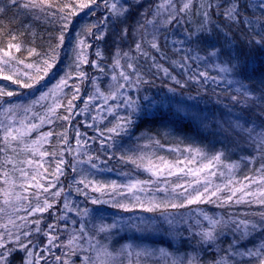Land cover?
Instances as JSON below:
<instances>
[{"label":"trees","instance_id":"obj_1","mask_svg":"<svg viewBox=\"0 0 264 264\" xmlns=\"http://www.w3.org/2000/svg\"><path fill=\"white\" fill-rule=\"evenodd\" d=\"M27 2L28 0H19L17 5L11 6L8 0H0V8L4 9L0 13V47L6 46L12 35L16 36L17 39L12 42L20 43L21 50L13 54L17 60H22L24 65H16L18 70H20L19 74H16L17 76L11 73L10 68L6 69V73L13 76L14 80L18 79L23 84H32L33 86L25 88L22 87V84L13 83L11 80H5L4 83L0 80V89L7 84L11 88L7 86L5 90L14 93L12 96L5 95L3 97L4 102H0V107L12 104V98L24 99V95L30 94L28 90L39 88L38 83L43 82L46 78H50L53 82L65 72L73 71L72 65L78 58L75 46L77 39H89L90 35L87 34L88 27H91L92 34L97 29V26H100L97 18L107 16V21H104L105 23L102 24V27L98 28L103 33L101 45L107 60L112 62L116 58L118 48L121 56L123 52L128 50L131 56L138 57L136 60L129 62L135 64L137 71L147 81V83L141 84L143 91L140 94L154 97L157 100L162 97L171 98L172 100L171 104L158 105L149 114L143 113L146 112L143 109L140 114L133 115L134 124L128 132L130 142L128 144L129 156L126 158L134 164L133 160L140 152V149L136 148V144L137 146H144L145 143L151 144L153 148L158 146L165 150V155L162 156L170 162H174L175 158H184L187 153L197 154L195 153L197 152L196 150H199V153L202 154V161L207 162L209 157H211L214 162L213 157L222 153L219 162H222L224 166L235 167L236 177L234 180H229L235 184L233 186L243 187L246 192L251 193H256L257 190L264 191V145H258L250 141L246 136L238 134L227 123L229 119L234 120L237 116L260 123L259 114L264 113V101L259 99L264 96V47L256 43H249L253 38L260 39V36L256 35L260 31V26L250 29L245 27L243 22L238 25L227 24L222 16H214L216 23L220 25L223 31L213 26L210 32H204L192 39H188L187 34L193 33L199 27L202 19L199 15L194 14L193 10L186 16L182 14L183 19H181L180 23L173 22L167 27L160 28V52L145 45L146 50L149 52V58L146 59L134 51L136 39L140 35L139 32L134 35V30L137 28V22L142 20L141 13H147L148 19H152L155 5L159 3V0H123L129 10L124 17L118 20L113 19L109 15L103 0H96L95 3L84 9H80L78 4L87 2V0H47V2L35 0V7L23 8L22 5ZM175 2L177 8H179L182 0H175ZM65 5H71V8H67ZM241 6L246 9L244 0H242ZM72 8L75 9L76 15H73L71 22L68 23L63 17L67 16ZM248 15L251 16L252 12H248ZM166 16L167 13H163L161 19ZM65 24H67V28H65ZM125 28L128 30L126 36L123 34ZM148 29L151 31V26H148ZM78 32L80 33L79 35ZM225 32L228 33V36H225ZM61 34L64 36L63 43L59 39ZM181 40L184 41L183 45L173 43ZM119 44L121 45L119 46ZM30 50H32L31 54H29ZM215 50H219L218 55L214 57L217 58L220 66L235 65L232 76L235 81L239 80L248 85L249 89L255 94L257 101L254 105H241L233 101L232 97L237 96V85L234 83L229 84L228 79H223L216 73L211 74L210 71L204 70L207 67L205 65L209 64L208 57H211L210 53ZM202 56L207 57V60H193L194 57ZM53 57H55V60H53ZM151 57H155V62ZM188 58L191 60V68L187 65ZM45 60L52 64L46 75L43 71H37V68L44 69L46 67L44 64ZM177 60L178 63L181 62L184 65L183 68L189 69L191 73V79H189L193 81L192 83L186 82L187 85L185 86L183 79H178L184 85L183 87L172 82L171 77H165L162 69L156 67V64H159L163 68L168 69V72H173V62ZM29 64L33 65V67L25 68ZM21 72L30 74V80L27 81V78H21ZM201 72L208 75V81L203 78L199 81L196 79L200 77ZM173 73L175 74V72ZM38 76H42L44 79L37 80ZM169 88H174L176 90L175 93L169 92ZM72 98L70 94L66 96L64 107L59 110L57 118H54L51 124L50 131L53 133V140L48 149L50 155H55L61 145L63 149H66L68 144H71V146L75 145L74 142L76 141L73 138L74 125L80 123V116L76 112L72 113V115L67 112L69 101H72ZM78 100L75 99L74 104ZM180 101H184L183 107L186 109L184 113L177 112L176 106ZM83 106L84 100L82 99L78 110L82 109ZM187 111H197L205 116L206 119L203 123L191 121L185 115ZM63 117H68V119H63ZM241 122L243 123V120ZM219 123H221L220 126ZM8 126V124H5L0 129L1 212L5 209L3 201L7 197L5 193L11 195V191L15 193L18 189L13 183L18 177L14 176L16 173L20 176V173L26 169L24 159L27 158L21 141L9 138L5 140ZM103 135L107 136L105 132H103ZM111 141L113 142V137L105 143H111ZM143 152L144 155L152 154L150 151L146 152L143 150ZM120 154L124 157L122 152ZM153 154L155 155L156 152H153ZM51 157L53 156L51 155ZM105 164L103 169L109 168L110 165L112 169L118 167V169H125L129 174L135 173L133 168L121 161L108 158ZM5 173H7V176L4 175ZM137 174L139 176L143 175L141 171H137ZM99 181L103 184L108 182L103 180L102 176ZM13 186L17 188L14 189ZM63 186H65V183H63ZM66 188L64 187L65 190ZM73 188H70V190L72 191ZM229 189L225 192L223 198L201 206L204 211L210 212L213 210L224 221L259 219V214L264 212V205L257 202L260 196H247L243 202L237 203L236 201L242 195L236 193L240 195L236 197L235 194L230 193L236 189ZM73 196L81 199V195L77 193ZM229 197H231L230 200L228 199ZM82 200V203H88L89 201L88 199V201ZM39 203L36 200L30 201L31 208ZM88 205L91 204H87L86 207ZM41 206L44 207L42 203ZM58 208L59 206H55L52 210H45L43 212L44 215H37L34 219H31L30 226L21 229L20 233H17L16 243L6 246L7 249H16L14 245L18 246V248L20 245H27L26 248L21 250V256L17 252H12L10 255L12 264L18 261L23 263L24 257L27 256L33 245L36 246V258H34L36 264H56V256L60 257L66 250L60 246L66 235V230L64 231L63 222L61 223L59 220L60 213ZM98 210H101L106 217L113 216L108 207L101 205ZM52 223H55V225ZM34 225L36 226L34 227ZM50 227L53 230L52 236L54 239L57 238V246L54 247L55 253H49L48 251L51 249L41 250L39 247L40 244H43L42 236ZM27 228H29V231L26 230L24 232ZM65 228L68 229V225ZM217 232L219 233L217 239L211 244L202 243L198 235H192L188 232L183 233L176 244L168 236H161L160 238L143 237L141 242L145 241L154 247L165 248L177 258L186 260L195 257L194 264H232L228 257V252L230 250L233 251V249H229V245L234 243L238 235L234 232V225H223L217 229ZM109 237L111 236L101 235L98 239L105 244L108 242ZM125 239L126 236L121 238L112 237L109 245L116 250ZM262 240H264V233H258L254 237L240 241L238 246L241 249L252 248L253 245L257 247L264 246L261 243ZM135 241L138 242L137 240ZM236 260L239 261V257ZM249 261H251V264H256V258L249 257H245L243 261H240V264H249ZM59 262V264H65L63 259H60ZM147 262L149 264H158L154 260H147Z\"/></svg>","mask_w":264,"mask_h":264},{"label":"rangeland","instance_id":"obj_2","mask_svg":"<svg viewBox=\"0 0 264 264\" xmlns=\"http://www.w3.org/2000/svg\"><path fill=\"white\" fill-rule=\"evenodd\" d=\"M105 17L107 16L97 18L100 26H97V29L94 31L95 33L92 32L89 39L85 38V43L90 45L83 49L87 63H82L81 59L77 58L72 65L73 71H69V73L65 72L59 79L53 80V82L50 78H46L43 82L38 83L39 88L28 90L30 94L27 93V95H24V99L18 100L12 98V104L0 107V129L5 124L9 125L7 131L11 129L12 134L17 137L16 140L22 142L23 149L28 158L24 159L26 169L20 173V176L17 173L14 176L18 177L13 182L18 187L17 191L15 193L9 191L11 195L7 194V197L3 200L5 209L2 212L0 211V244L5 245V248L12 243H16L15 241L18 238L17 233H20L21 229L30 226L31 219H34L37 215L40 216L45 210H52L55 206H59V220L61 223L63 222L64 231L66 230V235L60 245L66 249L63 255L60 256V259H63L65 264H84L85 256L89 257V264H101V260L105 258L100 257L97 259V253L104 248H107L108 251L115 255V260L112 261V264H121V261H123V264H128L130 258L122 254V249L125 246L131 243L140 245L141 247L157 248L148 242L141 241L143 237L160 238L161 236L142 235L134 231H118L115 229L111 232H102L99 231L101 225H110L116 220L128 217L159 218V210L156 212H146L139 206L141 203L145 207L149 206L150 202L184 203L186 206L183 208H169L167 210L168 212L179 214L182 217L176 234L168 236L176 244L183 233L188 232L192 235H198V233L208 227L207 221L203 219L205 214L215 219L223 220L217 212L213 210L206 212L201 206L210 204L213 200L223 198L225 192L230 190L229 188L236 189L230 192L232 194L235 193L236 197L240 196L236 193L244 196L246 192L245 188L233 186L235 184L229 181L231 179L234 180L236 177L234 166H224L222 162L217 160L213 162L211 157H209L207 162L202 161L203 156L201 153H187L184 158H175L174 162H170L162 156L165 155V150L158 146L157 148H153L151 144L145 143L144 146H137L136 144V148H139L143 155L139 152L137 154L138 156L133 160L135 161L134 164L126 158L129 156L128 144L130 142L128 133H121L117 136L115 133H109L107 129L120 123L121 117L129 116L130 110L124 104L125 96H131L133 99H137L138 96L142 98L143 96L140 92L143 91V88L141 85L139 86V91L135 88H129L123 78L119 76L121 71H125L130 75L132 74V70L125 67L129 63L127 57L121 56L120 58L122 68L112 67L115 59L112 62L107 60L104 54L105 52L102 50V41L96 38L97 35L101 34L98 28H101L102 24L105 23ZM79 40L78 38L75 44L78 57L81 54ZM97 51L100 52L99 56L96 54ZM201 58V60H207L205 56ZM211 58H214V60L212 61ZM208 59L209 64L205 65L207 67L204 70L210 71L211 74L216 73L223 79L235 81L232 72L224 73L220 71L218 67L220 63L217 61V58L211 56ZM193 60L197 59L194 57ZM176 62L173 64V72L176 75L170 71V75H165V77L174 75L177 80L183 79L185 86L187 85L186 82L192 83L189 69H182L179 66L182 63H178V60ZM16 65L24 64H18L16 61H13L10 65L0 64V68L3 69V72L0 73V80L3 83L5 82L3 76L7 75L6 69L10 68L14 76L19 74L20 70H18ZM187 65L189 67L191 66V60L189 58ZM25 68L28 67L25 66ZM80 73H84V75L81 76ZM20 75L21 78H27V81L31 78L30 74L23 72ZM114 75L116 76L115 81L112 79ZM201 78L208 81L207 74L206 77L200 75L196 79L199 81ZM62 79L66 81V84L56 88V85ZM172 82L174 81L172 80ZM119 84H125L126 86L117 92ZM7 86L11 88V86L6 84L1 89L5 90ZM113 93L116 95L115 99L112 98ZM45 94H47L46 98L40 99ZM68 94L73 98L71 101V110H69L68 104L67 112L69 115L76 112L80 116V123L74 125L73 138L76 142H74V146H71V144L66 145V147L68 146L66 149H63L61 145L57 153L55 155L51 154L53 156L51 157L48 149L53 140V135L47 137V142H44L42 137L44 134L51 132V124L54 118H57L59 110L64 107V99ZM3 97H0V102L2 103L4 102ZM75 99L79 100L74 104ZM82 99L84 100V106L78 110L80 100ZM141 103L146 102L141 100ZM76 104L78 105L77 107ZM157 106L145 107L143 109L146 112L143 113L149 114ZM53 108L55 109V114L50 111ZM184 111H180V113H184ZM177 112L179 111L177 110ZM32 125H36V127L33 128ZM220 125L221 123H219ZM103 132L107 136H112L113 142L105 143L109 139L103 135ZM9 139L12 138L9 137ZM78 140L80 141L79 144L77 143ZM34 141L37 143L34 144ZM141 148L143 149L141 150ZM34 149H38V151H34ZM106 149L108 150L105 152ZM143 150L146 152L150 151L152 154L144 155ZM41 152H46L48 155L41 156ZM121 152L124 155L123 159H121ZM153 152H156V154L154 155ZM89 157H91V162H89ZM108 158L127 164L130 168H133L135 173L129 174L125 169H118V167L112 169L110 165L109 168L103 169V165H106L105 163ZM61 160L64 163L60 164L61 171H57V165ZM93 164L96 165L95 168L92 167ZM74 168L75 171H73ZM137 171H141L143 175L139 176ZM33 176L36 177L34 180L32 179ZM101 176L103 180L108 181L106 184L99 181ZM82 179L84 183H79ZM63 183H65V186H63ZM131 185L136 186L131 188ZM16 186H13L14 189L17 188ZM64 187H67L66 190ZM72 187L74 188L71 191L70 188ZM95 188H100V191H95ZM262 191L257 190L255 196H260L259 193ZM55 193H59V195H55ZM76 193L81 195V199L73 196ZM198 193H203L201 200L188 204L187 200L194 198ZM246 197L244 196V198ZM82 199H88L89 201L87 200L88 203H82ZM93 199L103 200L107 203L94 204L92 203ZM260 199L264 198L260 197ZM5 200L8 202L5 203ZM35 200L40 203L31 208L30 201ZM41 203L44 207L41 206ZM65 203L69 205L68 208H65ZM89 203L91 205L86 207ZM118 204L126 205L132 210L125 211L121 207L113 206ZM101 205L110 208L113 216L106 217L102 214L101 210H98ZM37 209L43 210L38 211ZM84 209L90 210L87 215L84 214ZM79 214L81 215L79 216ZM52 224L55 225V223ZM66 225H68V229L65 228ZM81 225H83V231H81ZM26 230L29 231V228L25 229L24 232ZM52 231V227H50L45 232L42 236L43 244L39 246L41 250L51 249L48 251L49 253H55L54 247L57 246V238L54 239ZM101 235L111 237L104 244L98 239ZM124 236H126V239L116 250L109 245L111 244L110 240H112V237L121 238ZM50 240L51 243H49ZM69 241H72V243H69ZM14 247L16 250L13 253L17 252L21 256V247L18 248L15 245ZM260 247L264 248L262 245ZM5 248H0V252H4ZM35 250L36 246L33 245L30 250L32 252L30 258L26 256L24 257L23 263H19L18 261L13 264H26L27 259H31L32 264H36L34 259L36 258ZM10 259L9 256V264H12V259ZM131 259H133V264H137L134 257ZM59 260H57L56 264L60 263ZM147 260H154L158 264H163L158 257L140 258L138 264H149L148 262L146 263Z\"/></svg>","mask_w":264,"mask_h":264},{"label":"snow or ice","instance_id":"obj_3","mask_svg":"<svg viewBox=\"0 0 264 264\" xmlns=\"http://www.w3.org/2000/svg\"><path fill=\"white\" fill-rule=\"evenodd\" d=\"M9 5L15 6L18 4L19 0H8ZM42 2H47V0H42ZM96 0H87V2H81L78 4V7L80 9H84L89 7L90 4L95 3ZM105 7L108 9L109 15L113 17V19H120L125 16L127 13L128 6L123 2V0H103ZM246 3V9L242 8V0H182L180 3L179 8H177V4L175 0H159V3L155 5L152 19H148L147 13H141L142 20L137 22V28L134 30V35L136 32H139L140 35L136 39L135 48L134 51L139 53L140 55L144 56L146 59L149 58V52L146 50L145 45H147L148 48L154 49L157 52H160V43H159V34H160V28L161 27H167L173 22L180 23L181 19H183V16L188 15L190 12H193L194 14L199 15L202 19L200 22L199 27L193 32L187 34L188 39H192L196 36H198L201 33L204 32H210L211 28L214 26L221 31H223L222 28H220V25L216 23L215 17H223L225 22L227 24H239L241 22L244 23L245 27L247 28H255L257 26H260V31L256 33V35L260 36V39L253 38L249 43H256L259 44L261 47H264V0H244ZM36 2L35 0H28L27 3H24L22 5L23 8H30L35 7ZM67 8H71V5H65ZM4 11L3 8H0V13ZM248 12H252V15L249 16ZM163 13H167V16L161 19V16ZM183 14V16H182ZM73 15H76V11L74 8L69 11L68 15L63 17L68 23L71 22V17ZM104 21H107V17L104 18ZM148 26H151V31H149ZM65 28H67V24H65ZM87 34L91 35V27H88ZM125 36L128 34L127 28L124 29ZM225 36H228V33H224ZM97 39L103 38V33L97 35ZM17 38L15 35H12L10 38L9 43H7L6 46L0 47V64L3 65H10L13 61H16L18 64H23L22 60H17L16 56L13 54L14 52H20L21 50V44L20 43H13L12 41H15ZM61 43H63L64 36L63 34L59 37ZM79 45L81 46V54L78 59H81L82 63H87L86 57H84L83 49L86 47H89L90 45H87L85 43L84 39L79 40ZM173 43H179L180 45L184 44V41H174ZM179 50V49H177ZM31 51L29 54H31ZM131 51V50H130ZM219 50L212 51L210 53L211 56L218 55ZM97 56L100 55V52L97 51ZM123 57H127L129 61L136 60L138 57L131 56L130 52H123ZM121 53L120 50L117 49L115 63L112 65L114 68H122L120 62ZM151 59L155 62V57H151ZM195 59H202L201 57H195ZM53 60H55V57H53ZM177 63V62H173ZM44 64L46 67L44 69L37 68V71H43L44 74H47L48 69L52 67V64L48 63L47 60L44 61ZM181 68L184 67L183 64L179 65ZM27 67L32 68L33 65L29 64ZM126 67L128 69L132 70V74H128L125 71H121L119 73V76L123 78V80L126 82L127 87L129 88H135L137 91H139V86L141 84L147 83V81L141 76V74L137 71L136 66L134 63L129 62L127 63ZM156 67L161 68L162 71L166 76H169L170 73L168 72V69L163 68L162 65L156 64ZM221 72L224 73H231L233 71V68L235 65L232 66H220L218 65ZM3 72V69L0 68V73ZM81 76L84 75V73H80ZM201 76H205L206 74L201 73ZM3 79L5 80H11L13 83L22 84V87L25 88H31L32 84H23L20 80H14L13 76L11 75H4ZM37 80L43 79L42 76H38L36 78ZM112 79L115 81L116 76L114 75ZM171 79L181 87L184 85L181 83L180 80H177L175 76H171ZM118 83V82H117ZM229 84H236V92L237 96H233V101L237 102L241 105H248L252 106L256 103L257 97L255 94L249 89L248 85L244 84L242 81H228ZM66 84L65 80H61L57 85L56 88L61 87V85ZM125 84H119L117 88V92L120 91V89L124 88ZM174 88H169V92L175 93ZM12 96L14 95L13 92L6 91L4 89H0V96ZM47 94L44 96H41L40 99H45ZM112 98L115 99L116 95L113 93ZM107 99V98H106ZM261 101H264V96H261L259 98ZM141 100L146 103H141ZM165 103L171 104L172 100L171 98L162 97L160 100L155 99L154 97H150L148 95H144L142 98L137 97V99H133L131 96H125L124 98V104L125 106L130 110V114L127 117H121L120 123H117L114 127L107 129L109 133H115L117 136H119L121 133L127 134L129 132V129L134 124V120L132 119V116L135 114H138L143 108L145 107H153L156 105H164ZM184 101H180L177 104V110L178 111H184ZM71 101H69V110H71ZM50 111L55 114V109H50ZM188 119L194 122L203 123V121L206 119L205 116H203L201 113L197 111H187L185 113ZM260 123H257L255 120H247L243 117L237 116L234 120L229 119L227 123L232 128L233 131H236L238 134L246 136L250 141L257 143L258 145H264V113H260ZM63 119H68V117H63ZM243 120V123L241 122ZM51 122V121H49ZM33 128L36 127V125H32ZM53 135L52 132H48L44 134L42 137V140L44 142H47V137ZM9 137L12 138V140H16L17 137L12 134V130L9 129L5 135V140H7ZM109 140L112 139L111 136L108 137ZM66 142V140H65ZM36 144L37 142H33ZM77 143L79 144L80 141L78 140ZM86 143V141H85ZM103 143V141H101ZM34 151H38V149H34ZM199 154V150H196ZM41 156L48 155L46 152H41ZM221 154H217L213 157L214 160L219 161ZM123 159V157H121ZM89 162H91V157H89ZM135 162V161H133ZM31 163V161H29ZM64 161H60L57 165V171H61L60 164H63ZM93 168L96 167L95 164L92 165ZM75 171V168L73 169ZM62 174V173H61ZM7 176V173L4 174ZM36 177L33 176L32 179L34 180ZM7 183V181H5ZM79 183H84V180H80ZM136 185H131V188H134ZM87 187V185H86ZM95 191H100V188H95ZM79 191V189H78ZM207 191V189H205ZM242 191V189H241ZM235 193H233L234 195ZM7 195V193H5ZM55 195H59V193H55ZM215 195V193H213ZM255 193L251 192H245L244 196H253ZM260 197H264V191L259 193ZM203 196V193H198L194 198L188 199L187 203L191 204L197 201H200ZM244 196H241L239 200H237V203L244 201ZM229 200L231 197L228 198ZM8 201L5 200V203ZM258 203L264 205V199H259L257 201ZM92 203H107L106 201L99 200V199H93ZM114 207H121L125 211H131L132 209L129 208L126 205H113ZM141 208H143L146 212H156L157 210L160 211L159 218H153V217H128L120 220L114 221L110 225H101L99 228V231L102 232H111L112 230H118V231H134L137 233H141L142 235L148 234V235H160V236H172L176 234V230L178 226L181 223L182 217L179 216V214L168 212L167 210L169 208L175 209V208H183L186 206L184 203H172V202H150L149 206L145 207L142 203L139 205ZM69 205L65 203V208H68ZM43 210V209H37ZM84 214L87 215L90 210L84 209ZM203 219L207 221L208 227L204 230H202L198 235L200 236V240L202 243L211 244L213 243L218 236L217 229L223 225L232 224L234 225V232L237 235V238L234 240V243L232 245H229V249H233V251L228 252V257L230 261H232V264H240V261H243L245 257L249 258H256V264H264V248L257 247L256 245H253L252 248H244L241 249L238 245L239 242L242 240H246L249 237H254L258 233H264V212L259 214V219H242V220H229L224 221L222 219H215L213 217H210L208 215H204ZM6 227V226H5ZM81 231H83V225H81ZM75 239V238H73ZM51 243V240L49 241ZM69 243H72V241H69ZM262 244H264V240L261 241ZM21 249H24L27 247V245H20ZM0 248H5V245L0 244ZM16 249H7L5 248L4 252H0V264H9L8 257L14 252ZM122 254L126 255L130 259L128 260V264H133L132 257L135 258L137 264L140 258H152V257H158L163 264H194L195 257L183 259V258H177L175 257L171 252H169L165 248H149V247H141L140 245H134V244H128L125 246L124 249H122ZM27 256L30 258L32 256V252L28 251ZM100 257H104L105 259L101 260V264H112V261L115 260V255L108 251L107 248H104L97 253V259ZM239 257V261L236 260V258ZM60 257H57V260H59ZM26 264H32L31 259H27ZM84 264H89V257H84ZM121 264H123V261H121ZM249 264H251V261H249Z\"/></svg>","mask_w":264,"mask_h":264}]
</instances>
